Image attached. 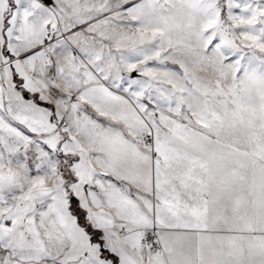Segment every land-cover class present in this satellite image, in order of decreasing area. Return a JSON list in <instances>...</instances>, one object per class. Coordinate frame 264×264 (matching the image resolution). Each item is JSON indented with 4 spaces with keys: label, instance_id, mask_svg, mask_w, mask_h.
<instances>
[{
    "label": "snow or ice",
    "instance_id": "1",
    "mask_svg": "<svg viewBox=\"0 0 264 264\" xmlns=\"http://www.w3.org/2000/svg\"><path fill=\"white\" fill-rule=\"evenodd\" d=\"M0 264H264V0H0Z\"/></svg>",
    "mask_w": 264,
    "mask_h": 264
}]
</instances>
